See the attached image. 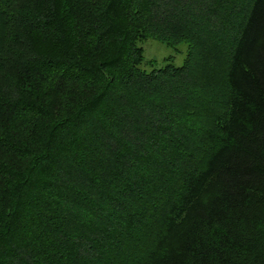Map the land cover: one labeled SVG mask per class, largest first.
I'll return each instance as SVG.
<instances>
[{
  "label": "trees",
  "instance_id": "16d2710c",
  "mask_svg": "<svg viewBox=\"0 0 264 264\" xmlns=\"http://www.w3.org/2000/svg\"><path fill=\"white\" fill-rule=\"evenodd\" d=\"M191 1L0 0V264H264V0Z\"/></svg>",
  "mask_w": 264,
  "mask_h": 264
},
{
  "label": "rangeland",
  "instance_id": "374dc122",
  "mask_svg": "<svg viewBox=\"0 0 264 264\" xmlns=\"http://www.w3.org/2000/svg\"><path fill=\"white\" fill-rule=\"evenodd\" d=\"M202 0H192L190 6V13L191 17L197 22L195 24H192V29L195 31H201L202 33V39L201 44H198L197 47L194 48L195 50V61H200V58L198 57V52L200 49L205 47L208 42L212 39V31L215 30L214 25H211V22L209 23L208 20L204 17L202 18V11L204 8H202L203 3ZM181 12V15L187 14V12L179 11ZM208 15V14H207ZM191 18V19H192ZM202 29V30H201ZM208 40H207V39ZM144 49H145V60L146 64L145 67L147 70H151V66L161 68L164 67L168 63H173L176 66L183 65L185 58H187L188 55V45L186 43L181 44H168L166 42H162L160 40L149 38L144 43ZM200 63V62H199ZM200 65H196L195 69H192V78L195 77V79L199 78V73H202L205 71V69H201L199 67ZM207 72V71H206ZM207 74V73H206ZM209 94L210 92L207 91ZM206 93V95H207ZM225 93H221L219 96L222 98L225 97Z\"/></svg>",
  "mask_w": 264,
  "mask_h": 264
}]
</instances>
